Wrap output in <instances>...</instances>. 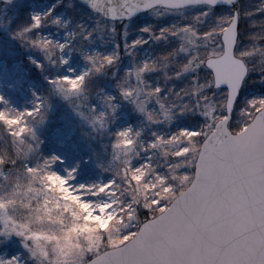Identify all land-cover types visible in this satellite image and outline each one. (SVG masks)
I'll return each instance as SVG.
<instances>
[{
    "label": "snow or ice",
    "instance_id": "obj_1",
    "mask_svg": "<svg viewBox=\"0 0 264 264\" xmlns=\"http://www.w3.org/2000/svg\"><path fill=\"white\" fill-rule=\"evenodd\" d=\"M26 15L0 28L55 69L49 94L90 152L59 174L61 156L39 152L49 96L20 110L0 93V264H264V88H249L253 73L264 85V0H56ZM167 16L180 19L157 29ZM82 163L104 178L78 182Z\"/></svg>",
    "mask_w": 264,
    "mask_h": 264
},
{
    "label": "rangeland",
    "instance_id": "obj_2",
    "mask_svg": "<svg viewBox=\"0 0 264 264\" xmlns=\"http://www.w3.org/2000/svg\"><path fill=\"white\" fill-rule=\"evenodd\" d=\"M258 2L259 0H250L251 4ZM53 3H56V0H17L12 5L0 3V24L16 13H19L20 22H28L26 14L29 11H42L45 10L46 6H50ZM67 3L68 0H64V4ZM62 11H67L63 5L57 12ZM68 15H71V13H68ZM179 19L178 16H167L153 22L158 29ZM77 20H79V16ZM83 22L89 27L93 26L92 21L84 19ZM139 24L140 21L138 19L134 20L132 27L135 28ZM43 34L57 35L50 29H45ZM134 35L136 33H133ZM108 47L110 49L111 45H108ZM30 58L43 62L42 56L38 52L22 47L17 40L12 39L10 35L0 28V93L10 101L11 106L20 110H23L25 107H31L33 91L40 95L49 96L52 107L48 114L47 122L37 129L41 141L39 152L40 156L44 158H48L51 155H60L65 163L61 165L58 162L54 167L59 174L63 175L64 168L72 167L74 162L87 160L90 152V141L84 134L88 132V129L81 124L61 99L50 96L49 85L45 76L51 78V74L54 73L55 69L48 67L42 73L30 63ZM127 62V58H125V63ZM256 79H258V75L253 73L249 81V88H264V85L252 83V80ZM71 145H75V149ZM90 169H92L91 164L82 163L81 171L76 178L77 181L91 182L104 178L98 169L91 172V174L89 172ZM16 250H19L18 246Z\"/></svg>",
    "mask_w": 264,
    "mask_h": 264
}]
</instances>
